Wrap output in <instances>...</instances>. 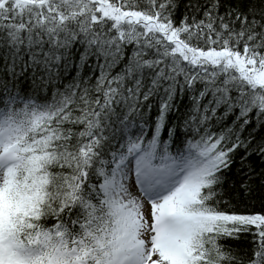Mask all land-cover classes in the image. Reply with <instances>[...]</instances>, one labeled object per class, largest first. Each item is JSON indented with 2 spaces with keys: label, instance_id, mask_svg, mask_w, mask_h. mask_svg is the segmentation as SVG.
Listing matches in <instances>:
<instances>
[{
  "label": "snow or ice",
  "instance_id": "1",
  "mask_svg": "<svg viewBox=\"0 0 264 264\" xmlns=\"http://www.w3.org/2000/svg\"><path fill=\"white\" fill-rule=\"evenodd\" d=\"M0 264H264V0H0Z\"/></svg>",
  "mask_w": 264,
  "mask_h": 264
},
{
  "label": "trees",
  "instance_id": "2",
  "mask_svg": "<svg viewBox=\"0 0 264 264\" xmlns=\"http://www.w3.org/2000/svg\"><path fill=\"white\" fill-rule=\"evenodd\" d=\"M117 2L119 3V0H117ZM133 2L135 3L137 2V0H133ZM138 2H139L140 8L145 7V0H138ZM256 164L259 165L258 160L256 161ZM241 207H243V205ZM248 208L249 209L255 208L256 210H261V198H260L259 192H257L253 198L249 199ZM250 240H251L250 235L242 236L238 246L241 248H247Z\"/></svg>",
  "mask_w": 264,
  "mask_h": 264
}]
</instances>
